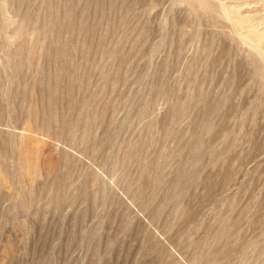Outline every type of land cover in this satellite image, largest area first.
Wrapping results in <instances>:
<instances>
[{
    "label": "rangeland",
    "instance_id": "rangeland-1",
    "mask_svg": "<svg viewBox=\"0 0 264 264\" xmlns=\"http://www.w3.org/2000/svg\"><path fill=\"white\" fill-rule=\"evenodd\" d=\"M0 264H264V0H0Z\"/></svg>",
    "mask_w": 264,
    "mask_h": 264
}]
</instances>
